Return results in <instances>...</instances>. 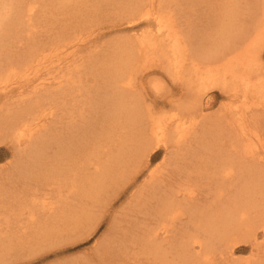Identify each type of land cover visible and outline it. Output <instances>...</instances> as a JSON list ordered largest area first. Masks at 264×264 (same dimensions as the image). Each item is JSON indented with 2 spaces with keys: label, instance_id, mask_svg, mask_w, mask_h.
<instances>
[{
  "label": "bare ground",
  "instance_id": "6f19581e",
  "mask_svg": "<svg viewBox=\"0 0 264 264\" xmlns=\"http://www.w3.org/2000/svg\"><path fill=\"white\" fill-rule=\"evenodd\" d=\"M220 1L223 22L197 40L191 24L181 22L177 0H128L124 23L145 29L105 52L92 42L100 31L89 27L86 0H66L62 9L66 16L74 12L77 29L47 43L31 36L38 0H0L2 12L20 5L0 14V143L11 155L0 173L11 167L17 181L26 180L22 188L0 192L3 244L17 252L25 239L69 230L72 215L97 192L116 186V196L129 193L133 214L148 215L134 234L147 264H172L171 251L173 264H211L216 253L246 248V264H264V0H255L250 23L240 29L228 22L235 0ZM22 41L25 49L17 53ZM56 52L67 57L46 76L41 66ZM212 89L222 96L211 124L217 128L210 136H217L199 141L192 154V143L185 145L206 123ZM65 95L68 102L52 106ZM57 109L70 114V127L66 135L46 138L43 128ZM226 130L235 156H217ZM158 148L161 164L153 166ZM181 161L191 163L183 167ZM172 166L187 175L176 188L164 183ZM31 180L50 187L49 193L30 196ZM238 181L242 188L232 196ZM211 182L213 199L197 203L201 186ZM24 215L28 234L21 230ZM139 258L133 264H142Z\"/></svg>",
  "mask_w": 264,
  "mask_h": 264
},
{
  "label": "rangeland",
  "instance_id": "374dc122",
  "mask_svg": "<svg viewBox=\"0 0 264 264\" xmlns=\"http://www.w3.org/2000/svg\"><path fill=\"white\" fill-rule=\"evenodd\" d=\"M176 9L181 10L180 13L183 16L181 22L185 25L191 24L195 36L198 39L207 35L208 30H214L212 27L219 25L223 22L225 14L221 11L225 8L224 2L220 0H177ZM262 1V0H258ZM128 0H86L83 4L84 9L90 16L91 29H98L100 35L95 32L93 37L95 43L103 45L104 51H114L117 43L123 42V40H133V34L139 29H145L144 25L133 29L132 26H127L124 23V13L128 11L126 4ZM133 2V1H131ZM66 0H38L37 11L33 20L37 23V28H34L31 32V36H34L33 41H39L40 43L51 42L52 39L61 38L64 35H68L72 30H76L77 23L75 17L66 16V12L62 7L66 6ZM255 0H235L231 9L232 15L228 18V22L234 24L235 29H240L247 25L251 21L253 13L252 6L255 4ZM13 8H5L6 11L2 12L4 8H0V14L6 15L10 10L15 13L20 5L15 4ZM120 7V8H119ZM121 13H120V12ZM5 22H9V18H6ZM12 22V21H11ZM10 22V23H11ZM120 26H116V24ZM6 28V27H5ZM204 33H206L204 35ZM72 34V33H71ZM94 34V33H93ZM97 38V39H95ZM25 43L22 41L15 47V51L23 52L25 49ZM45 43V44H46ZM89 48L82 49L77 54V57L84 55ZM50 63H46L41 66V72L46 76H50L51 70L57 63V60L67 57L66 54L61 52L53 53ZM264 57V50H263ZM151 78V77H150ZM144 84L148 90V79L144 80ZM148 84V85H147ZM55 86V85H54ZM166 88L168 90L175 91L173 83L166 82ZM67 90V88H65ZM150 92V91H149ZM151 93V92H150ZM149 93V95H151ZM211 100L207 107L204 109L206 113V123L197 131L194 135V139H190L189 143L185 145L187 147L192 143L188 149L193 154L199 146V141L209 142L211 136H217L214 132L217 128L212 127V122L215 113L218 110L222 96L216 89H212L210 92ZM67 95L57 97L52 106L60 107L62 104L68 102ZM164 109L168 110V107ZM168 111H166L167 113ZM70 114L66 113L62 109H57L55 115L49 119L44 127L42 134L46 138L53 137L58 134L66 135L67 129L70 127L71 122ZM79 122L80 119L75 118ZM222 132V131H221ZM223 136V142L216 144V150L219 151L217 156H222L224 153L227 156H235L237 153L233 151L228 145V131ZM0 166L10 161V148L4 143H0ZM158 156L152 161L151 165L158 166L161 164L162 148L157 149ZM24 161L27 160L24 158ZM188 162V163H187ZM181 161L179 166L188 165L189 161ZM258 164V163H256ZM264 171V166L259 164ZM257 166V165H256ZM178 167V166H177ZM177 167L172 166V170L169 169V173L166 174L165 182L170 184L171 188H176L182 184L187 175L179 172ZM28 170V169H27ZM170 177H168V176ZM22 176V174H21ZM19 175L13 168H8L0 173V192L15 191L16 188H22L24 182L17 181ZM195 180H197L195 178ZM122 180L118 182V186ZM243 183L238 181L235 185L231 186L230 194L235 196L238 189L242 188ZM121 186V185H120ZM50 187H43L37 184L35 181H30V188L26 193L34 194L37 197H43L49 193ZM119 187H113V189H107L101 192H97L91 201L83 205L82 211L77 215H72V227L69 230L62 232L61 234L42 240H28L25 239L23 249L15 251L9 248V245L3 244V239L6 236V231L0 229V264H133L137 257L138 260L146 263V257L139 254L137 250H140V245L135 243L145 225L147 214L139 213L133 214L132 204H129V193H125L122 196H116ZM215 185L209 184L201 186L199 190L198 199L199 204H205L211 202L213 199V191ZM28 195L26 196V198ZM11 201V200H8ZM22 220V231L26 234L29 233L30 225L27 224L26 215ZM15 218L11 215L10 225ZM188 218H186L181 224H179L180 230L185 229L189 224ZM76 223V224H75ZM61 225V224H60ZM0 227H4L5 225ZM18 226L15 227L17 230ZM139 231V232H138ZM178 241V235L174 239ZM240 244L239 246H243ZM249 249L235 251L233 255L226 253L225 251L220 254L216 253L211 260V264H246L249 255ZM168 259L170 263H174L175 253L171 251ZM190 264V263H186Z\"/></svg>",
  "mask_w": 264,
  "mask_h": 264
}]
</instances>
